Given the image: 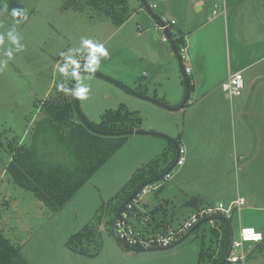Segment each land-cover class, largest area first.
<instances>
[{
	"label": "rangeland",
	"instance_id": "rangeland-1",
	"mask_svg": "<svg viewBox=\"0 0 264 264\" xmlns=\"http://www.w3.org/2000/svg\"><path fill=\"white\" fill-rule=\"evenodd\" d=\"M205 1L201 14L208 18L213 16L216 1L220 4L218 11L222 13V0ZM192 2L146 0L149 5H157L152 8L157 14L155 17L144 0H138L141 9L136 10L132 20L121 27V24H115L109 18L96 20L74 8H67V0H0V37H3L0 43V228L13 242L22 244V254L31 264H197L202 248L200 235L208 231L213 223L219 225L224 221L216 218L213 223L210 220L202 222L183 242L171 249L146 253H133L126 249L114 235L112 225L107 222L112 216L111 210L124 195L126 184L140 168L157 156H138L147 145L140 142V138L138 145L133 144V151L129 149L131 144L127 149L118 150L65 207L54 214L32 192L15 184L6 171L11 158L8 143L13 140L21 143L33 141L35 127L41 116V100L52 95L63 84L68 85L72 81L73 85L74 70L82 66L84 70L76 77L73 96L77 110L89 122L99 124L107 110L122 106L137 112L142 118L140 130L163 133L185 148L187 141L182 139L189 137L192 148L197 147L194 149L193 161L200 166L204 178L201 174L194 177L193 173L186 184L182 175L177 174L179 166L171 170L170 180L160 178L157 181L160 187L143 195L139 204V208L150 216V225L155 226L157 220H165L173 228L180 227L196 212L197 205L200 208L215 207L219 201L201 205L199 195L192 191L204 187L203 196H210L212 192L216 193L221 182L234 185L237 180L233 144L234 141L237 143V113L233 121L230 117L219 116L214 107L207 109L201 104V99L191 104L197 98L193 92L182 110L164 109L156 105L158 102L164 105V90L174 98V93L177 96L181 90L185 97L187 89L172 43L162 39L163 31L158 28V17L175 19L177 24L173 25V30L180 22L190 26L192 16L198 15L197 7ZM14 11L19 15L14 16ZM138 23L143 24V35L137 38L133 35V28ZM9 31H14L18 36L19 45L8 40ZM126 38L135 42L129 44ZM179 38L183 40L176 42L177 47L189 43L185 42L184 36ZM8 51L12 52L11 57L7 56ZM171 51L172 59L169 56ZM186 54L188 61L183 63V67L190 64V47ZM72 60H77L76 64L71 65ZM157 72H160L164 89L157 90L152 82ZM124 76L135 79L137 84L124 85L119 81L126 78ZM187 76L191 83L192 74ZM246 89H243V94ZM221 91L231 103L222 87ZM146 97L157 103L153 104ZM133 135L130 133L128 140L132 141ZM248 135L254 138L249 132ZM197 136L201 141L199 147L196 146ZM149 137L148 141L155 148L160 144L167 146V165L171 167L176 155L175 143L155 134H149ZM44 138L41 141L42 149L55 155L58 158L56 162H59L65 155L64 147L59 146L54 139ZM257 160L250 166L253 180L249 178L248 184L263 202L264 157ZM145 203L146 206L142 205ZM223 203L230 205L228 201ZM102 211L105 215L99 224L102 242L100 252L95 256H86L67 247L70 237ZM262 215L260 217L264 221V211ZM231 222L234 236L238 239L239 211L233 212ZM241 225H246L245 221ZM214 247L218 249V243ZM248 249L249 245L245 243V250ZM191 257L194 259L192 262ZM225 264H264V245L254 251H247L244 262L226 260Z\"/></svg>",
	"mask_w": 264,
	"mask_h": 264
},
{
	"label": "trees",
	"instance_id": "trees-1",
	"mask_svg": "<svg viewBox=\"0 0 264 264\" xmlns=\"http://www.w3.org/2000/svg\"><path fill=\"white\" fill-rule=\"evenodd\" d=\"M66 7L86 13L96 20L109 18L118 25L128 20L133 12L129 0H67ZM179 40L183 38L175 39L176 48H179L176 43ZM81 67L79 69L83 71L84 68ZM72 90L71 81L68 85H61L52 95L41 100L39 106L41 116L37 121L31 143L15 140L8 143L11 158L6 167L7 173L15 184L32 192L52 214L62 210L124 146L128 135L133 134V130L141 129L139 125L142 118L138 113L121 106L118 109L107 110L99 124L89 122L96 129L109 133L92 130L77 112ZM121 131L127 132L117 134ZM44 137L54 139L59 146L64 147L65 155L59 162H56L58 158L56 159L55 155L42 149L41 141ZM167 168L169 166L165 152L140 168L124 187V195L120 196L121 199L111 210L112 216L107 224H113L118 208L135 189L147 180L160 175ZM202 208L197 206L196 210ZM103 215L105 212H98L93 221L73 234L66 243L67 247L86 256L97 255L102 246L99 224ZM151 216L154 217L153 211ZM210 221L213 223V220ZM148 224L150 225V221ZM170 224L165 220H157L155 226L150 225L149 230L166 233L173 228ZM213 224L208 231H203L200 235L202 248L197 264H218L228 249L230 235L227 224L225 221H221L219 225ZM261 242H264V239ZM215 243H218L219 250L214 247ZM21 249L22 244L13 242L0 228V264H31L24 257Z\"/></svg>",
	"mask_w": 264,
	"mask_h": 264
},
{
	"label": "crops",
	"instance_id": "crops-1",
	"mask_svg": "<svg viewBox=\"0 0 264 264\" xmlns=\"http://www.w3.org/2000/svg\"><path fill=\"white\" fill-rule=\"evenodd\" d=\"M130 1L131 0H129V4L133 9L132 15L121 24V27L132 20L136 10L141 9L138 7V0H133L132 5ZM189 1L190 3L193 1L192 4L197 7L198 15L192 16L190 26L187 23L180 22L179 26L175 27V30L172 28V40L170 39V41L174 51L176 48L175 39H178L179 36H184L185 42H189L187 44V50L190 47L189 66L192 67L191 74L193 77L190 83V94L193 92L197 95L196 100L191 104H195L201 99V104H204L207 109L208 107L210 109L214 107V111H217L219 116L230 117L233 121L237 113V143L235 141L233 143L234 156L237 159V166L235 167V170H237V180H235L234 185L232 183L228 184L225 181L221 182L216 189V193L213 194L212 192L210 196H203L202 190L204 187L202 189L199 188V190L194 188L192 193L199 195V199L202 201L201 205L202 203L205 204L212 201H219V203L228 201L232 203L239 197L246 198L247 204L239 211L240 228L253 227L264 233V221L263 218H261L263 217L264 200L261 202L251 188V185L248 184L250 179H252L250 174H253V172H250V166H252L255 161H258L257 159H259V157H264V0H222L221 3L223 6L221 7L223 10L224 6H226V13H218L216 15L213 13L214 15L209 18L201 14L204 10L205 0ZM144 3L147 5L151 14L157 17V14L152 11V8L157 5H149L146 3V0H144ZM216 6H218V8L220 7L217 1L214 3L213 11L216 9ZM159 19L158 17V20ZM175 24H177V22ZM139 31H141L140 34ZM133 35L137 38L143 35V24L138 23L137 26H134ZM126 40L129 44L135 42V40L131 41L130 38H126ZM123 43L126 44L124 41ZM169 56L171 59L173 58L172 51L169 52ZM237 71H242L245 87L247 89L244 94L242 93L240 95L239 99H235L236 102L233 99L231 103H229L226 98L223 97L221 87L222 84L227 81L229 74ZM124 77L126 78L119 80L124 83V85L129 86L137 84V81L130 76ZM183 81H185V78ZM152 82L157 90L164 89L162 86L163 82L160 79V72H157L152 77ZM169 82H171V80ZM174 83L175 82H173V84ZM173 92H175V90H173ZM168 93L169 92L164 90L163 103L174 107V109L170 108L171 110H182L183 107L179 109L175 108L183 102V90L178 92L179 94L177 96H175V92L174 98L172 97L173 95L168 96ZM146 100H151L153 104L157 103V101H153L149 98L147 99V97ZM156 105L159 106V108L162 106L164 109H169L168 106L159 104V102ZM185 105L184 107H186ZM248 132L252 134L254 138L250 137L251 135H248ZM133 134L134 135L131 137L132 141L127 140L122 149H127V146L131 144L129 149L133 151V144H135V146L136 144L138 145L140 138V142L147 145L144 147V152L138 151L139 157L144 155L143 158H145L148 154L160 156L165 152L167 146L160 144L155 148V145H152V142L148 141V138H151L149 134ZM182 140L188 143V145L186 143L187 148H185L183 144L180 145V147L185 148L187 154H184V163L176 165L180 167L177 174L182 175L183 180L187 181L186 184H188L189 177H191L193 173L195 174L194 177L201 174L202 178H204V173L201 171L200 166L196 164L197 162L193 161L194 149H197V147L192 148L189 137L188 139L184 137ZM196 140L198 143L196 146L199 147L201 142L199 136L196 137ZM252 142H254L255 145H253ZM242 144H245V146ZM124 152L126 151H123V153ZM157 156L155 157L157 158ZM241 159L243 161H241ZM225 174H227V172H225ZM142 205L146 206V203ZM243 221H245L246 225H241ZM263 245L264 242L253 244L247 251H254L255 249L261 248ZM190 260L191 262L194 261L192 257Z\"/></svg>",
	"mask_w": 264,
	"mask_h": 264
},
{
	"label": "built area",
	"instance_id": "built-area-1",
	"mask_svg": "<svg viewBox=\"0 0 264 264\" xmlns=\"http://www.w3.org/2000/svg\"><path fill=\"white\" fill-rule=\"evenodd\" d=\"M156 6V5H154ZM222 13H226V6H224ZM213 13L216 15L220 13L218 6L214 9ZM176 23L175 19H167L166 17L159 19L158 28L163 31V40L168 41L172 39L171 30L173 25ZM140 28V26H139ZM141 31H139V34ZM182 63L188 61L187 45H182L177 48ZM77 60L70 61L71 65L76 64ZM89 64H91L89 62ZM186 75L192 72L191 66H184ZM245 87V81L242 71L230 73L227 81L222 84V89L226 93V97L233 99L234 97L240 96L243 93ZM185 148L180 147L179 159L177 165H181L185 161ZM171 171L163 176L164 180H170ZM160 187L157 181L144 185L138 192L131 197L126 203L123 210L121 211L117 220V233L118 236L128 245L140 248H149L155 246H168L173 242L180 239L185 233H187L195 224L201 219L221 214L231 220L233 212L240 211L246 204L247 200L244 197H239L229 206L225 203L220 202L215 207L206 206L202 209L194 212L180 227L170 228L166 233L162 232H151L150 216L143 212L139 208L143 195L147 194L151 190L158 189ZM143 191V193H141ZM148 222V223H147ZM264 239V233L253 227H241L239 231V238L236 239L234 236L231 252L227 258V261L232 263L244 262L247 258V250H245V243H248L249 247L253 244H257Z\"/></svg>",
	"mask_w": 264,
	"mask_h": 264
},
{
	"label": "water",
	"instance_id": "water-1",
	"mask_svg": "<svg viewBox=\"0 0 264 264\" xmlns=\"http://www.w3.org/2000/svg\"><path fill=\"white\" fill-rule=\"evenodd\" d=\"M172 40V39H171ZM175 51H176V54L179 58V61H180V64H181V67H182V70H183V73H184V78H185V82H186V94H185V97L183 99V102L178 106L176 107L175 109H179V108H182L184 107V105L187 103L188 99H189V95H190V83H189V80H188V76L186 75L185 71H184V67H183V63L180 59V56H179V53L177 51V48H175ZM87 71H91V69H86ZM82 72V69H79L77 70L74 74H73V92L75 93V84H76V77L78 76V74ZM165 106H168L167 104H164ZM77 107V105H76ZM169 108L171 109H174V107H171V106H168ZM78 112L80 113V115H82V119L83 121L94 131H97L99 133H104V134H107L109 132H106V131H101V130H98L96 129L95 127H93L89 121L83 116V114H81L80 110L78 109ZM127 131H121V132H117V134H120V133H126ZM133 133H143V134H155V135H160V136H163V137H166V138H169L167 135L163 134V133H160V132H155V131H151V130H133L132 131ZM171 141H173L172 139H170ZM175 143V147H176V156H175V159L173 161V164L171 165V167L167 168L163 173H161L160 175L156 176V177H153L152 179H149L147 180L143 185H140L137 189H135L123 202L122 204L120 205V207L118 208L116 214H115V217H114V220H113V224H112V229H113V233L114 235L116 236L117 240L128 250L130 251H133V252H137V253H146V252H151V251H158V250H167V249H171V248H174V247H177L181 242H183L193 231L194 229L200 225L202 222H205L207 220H213V219H222L225 221V223L227 224L228 226V229H229V244H228V249L227 251L225 252L223 258L219 261L218 264H223L230 252H231V249H232V244H233V239H234V229H233V225H232V222L230 219H228L227 217H225L224 215H221V214H216V215H211V216H207L203 219H201L200 221H198L195 226L193 228H191L187 233H185L180 239H178L177 241L173 242L172 244L168 245V246H155V247H149V248H140V247H134V246H130L128 245L127 243H125L119 236H118V233H117V220L119 218V215L121 213V211L123 210L124 206L126 205V203L131 199L132 196H134L138 190H140L144 185H147L149 183H152V182H155V181H158L160 178H162L165 174H167L168 172H170L176 165H177V161L179 159V150H180V145L173 141Z\"/></svg>",
	"mask_w": 264,
	"mask_h": 264
},
{
	"label": "clouds",
	"instance_id": "clouds-1",
	"mask_svg": "<svg viewBox=\"0 0 264 264\" xmlns=\"http://www.w3.org/2000/svg\"><path fill=\"white\" fill-rule=\"evenodd\" d=\"M13 15H19L18 12H13ZM7 37H8V40L12 43V44H16V45H19V39H18V36L15 34L14 31H9L7 33ZM3 42V37H0V43ZM106 52V51H105ZM7 56L8 57H11L12 56V52L11 51H8L7 53Z\"/></svg>",
	"mask_w": 264,
	"mask_h": 264
}]
</instances>
